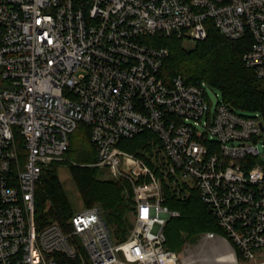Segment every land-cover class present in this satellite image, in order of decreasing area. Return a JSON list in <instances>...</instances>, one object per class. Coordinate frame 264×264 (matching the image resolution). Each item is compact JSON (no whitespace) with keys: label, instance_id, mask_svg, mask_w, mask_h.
<instances>
[{"label":"built area","instance_id":"2783aa9c","mask_svg":"<svg viewBox=\"0 0 264 264\" xmlns=\"http://www.w3.org/2000/svg\"><path fill=\"white\" fill-rule=\"evenodd\" d=\"M210 25L251 39L243 61L264 80V0H0V264H197L169 250L164 232L180 215L167 194L193 191L226 234L201 235L215 263L229 250L233 264H264L261 114L219 93L213 104L206 81L159 74L169 50L155 37L202 41ZM79 124L94 166L131 187L122 241L100 205L36 222L37 184L67 159ZM143 134L137 152L124 148Z\"/></svg>","mask_w":264,"mask_h":264},{"label":"trees","instance_id":"16d2710c","mask_svg":"<svg viewBox=\"0 0 264 264\" xmlns=\"http://www.w3.org/2000/svg\"><path fill=\"white\" fill-rule=\"evenodd\" d=\"M153 42L169 50L159 72L165 82L176 76H182L186 82L206 81L221 93L231 108L242 113L259 112L264 123V80L258 79L243 61V55L251 44L249 37L230 40L210 25L207 38L195 42L191 48H186L185 41L177 37L157 36ZM144 137V134L135 137L127 143L131 146L125 144L124 148L137 152L144 146ZM66 158L71 162L69 171L83 202L90 207L100 205L113 236L118 241L124 240L129 233L130 214L134 210L131 187L123 180L98 179V168L91 166L96 162L95 149L85 124H79L72 134ZM62 164L53 162L48 165L37 184L35 218L38 225L51 222L65 224L74 214L58 175ZM164 205L180 214L170 219L164 229L169 250L180 253L187 242L206 232L226 236L197 192L193 191L182 200L169 193ZM237 256L240 259L238 252Z\"/></svg>","mask_w":264,"mask_h":264},{"label":"rangeland","instance_id":"374dc122","mask_svg":"<svg viewBox=\"0 0 264 264\" xmlns=\"http://www.w3.org/2000/svg\"><path fill=\"white\" fill-rule=\"evenodd\" d=\"M195 42L187 40L184 42V46L186 48H191L193 47ZM82 70L78 71V74L81 73ZM219 93V97H221L220 92L216 91V90H209L208 91V96L210 98V100L213 102V104L217 103V100L220 99L219 97L216 96V94ZM72 138V135H70V139ZM260 152L262 155H264V145L262 146L260 144L259 146ZM69 160L66 159L65 161H63V164L61 166H59L58 168V175H59V179L67 193L68 199L70 201V204L73 208L74 211H81L84 208L90 207L91 205H86L75 184L74 181L72 179L71 173L69 171V164L71 162H68ZM68 163V164H66ZM92 167H96L94 166V163L91 164ZM99 170V174H98V179L99 180H119L116 178H113L111 176V174L109 173V171L105 168H101V167H97ZM122 181V180H119ZM130 218H132V212L130 214ZM116 242L118 241L116 238L114 239ZM214 242H203V240L201 239V236L193 241H189L185 244L184 248L182 249V251L180 252L183 258L186 257H190L191 259H204L201 262H198L197 264H216L214 261V257L215 255L213 254L212 248L211 246L213 245ZM264 259V256H262L261 258H259L258 262H260L261 260ZM240 264H248V263H240Z\"/></svg>","mask_w":264,"mask_h":264},{"label":"bare ground","instance_id":"6f19581e","mask_svg":"<svg viewBox=\"0 0 264 264\" xmlns=\"http://www.w3.org/2000/svg\"><path fill=\"white\" fill-rule=\"evenodd\" d=\"M222 260L225 264H233V256L230 254L229 250L222 254Z\"/></svg>","mask_w":264,"mask_h":264},{"label":"water","instance_id":"95a60500","mask_svg":"<svg viewBox=\"0 0 264 264\" xmlns=\"http://www.w3.org/2000/svg\"><path fill=\"white\" fill-rule=\"evenodd\" d=\"M261 128H262V131H264V124L261 123ZM129 228L131 229L132 228V225L129 223Z\"/></svg>","mask_w":264,"mask_h":264}]
</instances>
